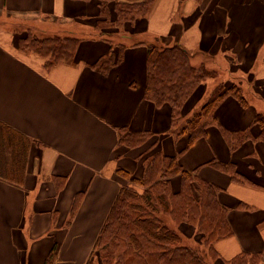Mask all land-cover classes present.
<instances>
[{
    "label": "crops",
    "instance_id": "obj_1",
    "mask_svg": "<svg viewBox=\"0 0 264 264\" xmlns=\"http://www.w3.org/2000/svg\"><path fill=\"white\" fill-rule=\"evenodd\" d=\"M99 19L98 0H0V124L27 143L22 168L0 173V264H86L127 184L117 170L135 174L122 136L152 134L167 156L186 146L187 136L171 133V108L146 98L148 50L139 43L158 39L187 48L196 67L205 61L208 70L226 72L227 87L245 89L232 81L240 72L258 85L244 93L247 107L227 97L207 136L179 161L218 187L228 207L233 234L216 242L219 264L241 254L264 264V141L256 122L264 115V0H157L145 18L103 31ZM75 24H82L76 32ZM23 31L79 38L74 61L46 68L44 58L21 48ZM112 34L126 48L106 76L90 66L112 51L102 38ZM205 92L188 108L196 110ZM214 162L235 166L243 181Z\"/></svg>",
    "mask_w": 264,
    "mask_h": 264
},
{
    "label": "trees",
    "instance_id": "obj_2",
    "mask_svg": "<svg viewBox=\"0 0 264 264\" xmlns=\"http://www.w3.org/2000/svg\"><path fill=\"white\" fill-rule=\"evenodd\" d=\"M98 1L100 19L97 28L103 31L118 29L125 23H135L145 18L157 0ZM112 12L117 17L115 20ZM125 32L127 30H121V36ZM110 36L113 34L102 38L111 43L112 51L90 66L106 76L122 62L126 48ZM80 42L79 38L70 36L37 38L27 35L20 41V46L44 58L45 67L49 68L61 62H73ZM139 44H145L148 50L147 100L159 108L169 106L172 135L175 138L187 136L188 140L186 146L174 156H167L158 150L146 165L142 180L123 168L117 170L119 176L141 186L142 190L127 184L122 187L86 264H216L221 259L216 242L233 234L227 218L228 207L218 200L220 189L200 179L195 174L197 169L193 172L185 170L179 158L197 140L207 136L208 127L217 121V109L227 97L235 98L243 107L249 106V101L242 87L236 83L227 87L223 81L216 85L199 109L187 117L185 107L189 99L207 80L216 78L215 72L204 65L194 66L193 55L181 45H166L159 39L141 41ZM180 119L184 123L181 124ZM256 122L261 127L264 141V115L259 113ZM146 134L129 132L122 136L120 142L129 149H136L147 141ZM6 146L19 156L18 160L15 158L13 163L7 160ZM26 151L24 138L0 124V173L5 175L8 171H19ZM211 165L230 173L237 181L244 179L233 165L215 162ZM175 177L179 178L178 189L173 186ZM80 196L75 199L72 214L78 207ZM164 215H168L178 227L184 223L194 225L210 258L207 259L198 247L184 244L183 240L187 238L185 234L177 226L172 228ZM51 261L49 259V263ZM227 263L263 264L259 255L248 254H241Z\"/></svg>",
    "mask_w": 264,
    "mask_h": 264
},
{
    "label": "rangeland",
    "instance_id": "obj_3",
    "mask_svg": "<svg viewBox=\"0 0 264 264\" xmlns=\"http://www.w3.org/2000/svg\"><path fill=\"white\" fill-rule=\"evenodd\" d=\"M80 26H82V24H75L74 26V29H75V32L77 30L80 29ZM65 30L63 29H58V34L60 35H64V32ZM25 35H28V37H39V38H42L44 36H39L38 34L37 35H34V33H31L29 32L28 34L27 33H24L23 31V36L25 37ZM164 43V41H163ZM204 63V66H205V61H203ZM222 64L224 65L225 67V64L222 62ZM208 69V68H207ZM215 74H216V78L213 79V80H207L206 81V84H204L203 86L199 87V89H202V91H206V96L205 98L201 101V103H199L198 107L196 110L194 109H191L193 107L192 103L189 101H191V99H189L186 107H185V110L187 111V109H191L192 110V113L194 111H197L199 109V107L202 105L203 102H205L208 97L210 96V94L212 93L213 90H215L216 88V85L220 82H223V81H226L228 78V74L224 71H217L215 70L214 71ZM236 76H234V78L232 79V81H235L236 80H242L244 81V86H245V89L242 88V92L245 93L246 91H249V90H253V87H257L258 85L256 83H250L251 80H249V75H245V74H242L241 72L239 74H235ZM231 80V79H230ZM254 84V85H253ZM225 85V84H224ZM243 86V87H244ZM209 87V88H208ZM250 88V89H249ZM198 89V90H199ZM197 90V91H198ZM208 90V91H207ZM195 91V93L197 92ZM194 93V94H195ZM193 94V96H194ZM202 95H203V92H202ZM192 96V97H193ZM191 97V98H192ZM252 97V96H251ZM251 102H257L255 100V97L254 99L252 98L251 99ZM192 105L191 108H188V105ZM197 104V103H196ZM186 113V112H185ZM191 113V114H192ZM181 121V119H180ZM184 123V121L182 120L181 121V124ZM155 136H158L157 134H154ZM146 140L142 146H139L138 148L136 149H130V154H132V159L134 161V164H130L131 165V168L133 169V172H135V174L133 175L134 177H136L137 179H140L142 180V177H143V173L146 169V165L150 162V159L153 155H155V153L158 151L159 149V146L157 144V140L153 137L152 134H146ZM176 139V138H175ZM187 140H188V137H187ZM135 151V152H134ZM134 154H133V153ZM5 155L7 157V160L9 162H12L14 161V159L16 158L18 160L19 156L17 157V155L13 154L12 153V150L9 148V147H5ZM22 160V159H21ZM128 171V170H127ZM130 172V171H129ZM131 173V172H130ZM123 179V178H122ZM173 186L174 188L178 189L179 188V178H173ZM127 185H132L134 187H137L139 190H142V187L135 184V183H132L130 180H127ZM125 186V185H124ZM164 218L167 220L168 224L172 227V228H179L181 230V232H183L185 234V236L187 237L186 239L183 240V243L186 244V245H190V246H193V247H198L197 249H199L205 256L207 259L210 258L209 256V251L208 249L203 245L202 243V240H201V235L199 234L198 232V229L194 226V225H191V224H182V225H176L175 222L168 216V215H164ZM170 219V220H169ZM195 243V244H194ZM198 245V246H197ZM212 261V260H211ZM219 260H217V264H219L218 262ZM213 262V261H212Z\"/></svg>",
    "mask_w": 264,
    "mask_h": 264
}]
</instances>
